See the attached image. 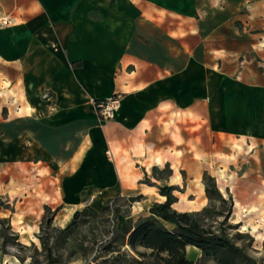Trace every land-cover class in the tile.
I'll return each instance as SVG.
<instances>
[{
  "label": "crops",
  "instance_id": "crops-1",
  "mask_svg": "<svg viewBox=\"0 0 264 264\" xmlns=\"http://www.w3.org/2000/svg\"><path fill=\"white\" fill-rule=\"evenodd\" d=\"M3 18L0 175L36 170L55 224L133 194L147 149L195 177L249 143L264 182V0H0Z\"/></svg>",
  "mask_w": 264,
  "mask_h": 264
},
{
  "label": "rangeland",
  "instance_id": "rangeland-1",
  "mask_svg": "<svg viewBox=\"0 0 264 264\" xmlns=\"http://www.w3.org/2000/svg\"><path fill=\"white\" fill-rule=\"evenodd\" d=\"M253 149L248 143L240 147L227 162L211 163L202 174L195 177L186 174L180 159L173 158L159 164L153 161L155 155H160L158 152L147 149L144 157V150L137 151L141 153H138L141 158L144 157L138 163L149 172L141 176L138 185L134 186L133 194L123 197L141 196L133 202L119 200L111 203L104 213L100 212L101 207L94 208L96 213L86 208V212L68 232L62 229L72 220L77 210L66 224L57 225L52 221L50 227L43 225L41 229L45 206L51 207V211L59 210V207L58 203H43L44 200L49 203L55 194L44 187L43 177L35 175L36 170L27 173L24 169L25 175L19 180L9 174L0 175V201L4 203L0 206V264H29L32 259L44 263L46 252L42 249L40 237L46 240L47 247L51 249L55 257L54 264H134L132 258L139 257L124 244L126 236L122 226L126 222L130 226L137 224L150 215L149 209L154 203L165 201V197L160 200L158 196L159 187L163 186L175 187L172 191L175 197L172 209L197 213L195 218L206 229L223 234L241 247L256 264H264V182L261 185L255 184L246 173L251 161L255 160ZM168 154L170 150L160 156ZM121 160H125L124 165L128 170H132L136 163L125 151ZM208 176L212 177L217 189L221 191L224 201L215 194L211 195V199L206 195L207 180L204 177ZM173 181L178 184H170ZM147 186H153L154 190L146 194L138 193ZM234 199L240 203L239 211L256 206L254 212H242L240 221L236 222L233 215ZM230 203L231 213L224 219ZM166 227L171 229L172 225L167 224ZM186 256L196 264H238L236 259L222 252L203 253L194 246L189 248Z\"/></svg>",
  "mask_w": 264,
  "mask_h": 264
},
{
  "label": "trees",
  "instance_id": "trees-1",
  "mask_svg": "<svg viewBox=\"0 0 264 264\" xmlns=\"http://www.w3.org/2000/svg\"><path fill=\"white\" fill-rule=\"evenodd\" d=\"M207 180L205 193L212 198L215 194L221 198V193L217 189L212 177H204ZM174 186L159 187V193L165 196V201L154 203L149 209V216L141 219L137 224L130 226L127 222L122 226L124 231V244L138 255L139 258H132L134 264H196L193 260L186 256V247L194 246L200 249L203 253L212 252L214 254L222 252L229 257H233L238 261V264H256V261L248 257L243 249L232 243L223 234H217L210 229H206L201 222L195 218L197 213L178 212L172 209L171 205L175 202V197L172 195ZM136 197L124 198L118 196L105 201L101 206V213L108 210L111 203L119 200L133 202ZM224 201V199H222ZM4 203L0 201V206ZM230 208L224 219H227L231 213ZM89 208L96 213L91 206L85 207L83 210L74 212L72 220L62 229L63 232H68L76 223L77 219L86 212ZM58 209L51 211V207L45 206V213L42 217L40 227H50L53 218ZM172 225L168 229L166 225ZM42 249L46 252L44 255V263L54 264L55 257L51 253V249L47 247V242L40 237ZM6 242V239L3 241ZM29 264H40L37 260L30 261Z\"/></svg>",
  "mask_w": 264,
  "mask_h": 264
},
{
  "label": "built area",
  "instance_id": "built-area-1",
  "mask_svg": "<svg viewBox=\"0 0 264 264\" xmlns=\"http://www.w3.org/2000/svg\"><path fill=\"white\" fill-rule=\"evenodd\" d=\"M12 22L10 18H3L0 21L1 25H8ZM121 96L116 94L108 99L94 101L96 111L98 113L100 121H104L113 117L115 110L120 104Z\"/></svg>",
  "mask_w": 264,
  "mask_h": 264
},
{
  "label": "bare ground",
  "instance_id": "bare-ground-1",
  "mask_svg": "<svg viewBox=\"0 0 264 264\" xmlns=\"http://www.w3.org/2000/svg\"><path fill=\"white\" fill-rule=\"evenodd\" d=\"M139 150V149H138ZM140 151V150H139ZM140 152H142V151H140ZM172 158V156L170 155V154H168V155H166L165 157H162V156H160V155H155L154 157H153V161L155 162V163H159V164H162L163 163V161H166V160H169V159H171ZM154 190V187L153 186H147V187H145V188H143L142 190H141V192L142 193H146V192H151V191H153ZM159 196V198H160V200H163L164 199V197L165 196H162V195H158ZM183 201V200H182ZM181 201V202H182ZM234 202H235V206L237 207V208H241V206H240V203H239V201L237 200V199H234ZM245 213L246 211L245 210H242V211H235L234 213H233V215H234V220H238L241 216H242V214L243 213ZM71 213V209H69L68 211H67V213L62 217V219L60 220V223L62 224L63 222H64V220L67 218V216H69V214ZM233 219V218H232ZM242 228H244V227H242ZM252 229L254 230L255 228L254 227H252Z\"/></svg>",
  "mask_w": 264,
  "mask_h": 264
}]
</instances>
